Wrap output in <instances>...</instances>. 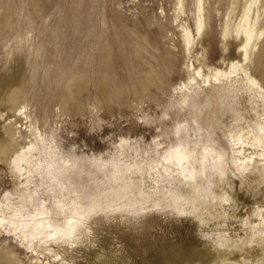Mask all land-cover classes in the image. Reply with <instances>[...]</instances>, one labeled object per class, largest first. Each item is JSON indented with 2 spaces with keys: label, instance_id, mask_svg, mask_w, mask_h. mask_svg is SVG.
I'll return each instance as SVG.
<instances>
[{
  "label": "rangeland",
  "instance_id": "obj_1",
  "mask_svg": "<svg viewBox=\"0 0 264 264\" xmlns=\"http://www.w3.org/2000/svg\"><path fill=\"white\" fill-rule=\"evenodd\" d=\"M198 1L0 0V133L7 123L15 130L11 150L0 156L2 207L28 209L17 195L21 187L11 160L34 145L36 158L35 153L51 151L58 160L84 163L70 187L84 200L127 186L134 203L127 207L135 212L126 214L123 206L110 220L92 216L88 223V237L112 242L111 264H165L175 253L169 244H178L182 234L199 244L219 234L233 241L248 231L244 220L256 225L264 219V158L254 154L264 152V0H200V35ZM246 5L251 20L257 15L261 35L244 61L243 39L233 30ZM183 29L193 37L189 50ZM231 61L241 64L261 91L238 71L218 83L212 78L210 84L199 78L190 82L194 68L212 74L228 69ZM201 84L187 111L184 93ZM238 136L244 142L240 156ZM254 136L261 146L252 145ZM179 144L194 149L185 166L193 169L197 190L206 193L185 212L174 208L170 194L194 196L197 190L163 160ZM93 162L127 168L114 180L107 171L94 170ZM44 173L41 168L31 174L29 190L52 206L57 187ZM220 179L234 196L230 206L223 201ZM251 186L254 192L241 190ZM63 194L66 212L77 209L75 194ZM177 203L182 209L190 205L184 198ZM119 234L130 246L126 258L122 249L116 251L123 244ZM24 243L0 228V264H33L35 257L42 264L70 258L92 264L97 249L57 246V261L37 242L30 248Z\"/></svg>",
  "mask_w": 264,
  "mask_h": 264
},
{
  "label": "bare ground",
  "instance_id": "obj_2",
  "mask_svg": "<svg viewBox=\"0 0 264 264\" xmlns=\"http://www.w3.org/2000/svg\"><path fill=\"white\" fill-rule=\"evenodd\" d=\"M255 1L256 0H251V2ZM196 6L199 14L195 21V26L196 33L200 35L203 23L202 15L200 14L202 11L200 0ZM249 13L250 5H246L238 24L233 30L237 37H242L243 39L239 48L242 51L244 61L248 59L250 48L255 46L257 39L261 35V32H256V25L258 23L257 15H255L251 20L249 18ZM181 37L185 50H189L193 43L191 32L183 29ZM237 71L242 73L244 79L252 88H256L261 91L258 82L250 76L249 72L241 64L236 61H231L228 65V69L226 70L214 69L212 74H203L200 68H194L193 78L190 82L199 78L201 79L202 84H210V79L212 78L214 80L213 82L218 83L219 78H231L232 73ZM190 82H188V84H190ZM202 84L197 86V88H190L191 93H188V91L184 93L185 98H183L181 103L183 107L185 106L187 108V111L193 107L191 101L198 96L199 89H202L204 86ZM249 132L250 131L246 132V134H249ZM14 135L15 130L13 125L10 123L4 124L0 133V156L5 155L11 150L13 143L15 142ZM235 145V153L237 156L242 155L244 153V142L240 136L237 137ZM252 145L254 147H257L258 145L261 146L257 136L253 137ZM33 151H35V146L30 145L25 151L18 152L16 154L14 153L11 160L15 179L18 182V186L21 187V190L17 191V195L20 198V201L28 206V209H26V211H22L14 208L10 203H7L4 207H2L0 202V228L7 234L12 232L18 236L21 243L26 242L27 248H30L33 242H37L43 251H46L47 254L53 256L54 260L57 261L61 256L59 251L56 249L57 246L64 245L72 247L79 244H85L87 246L90 244L92 246H96L97 248L94 253V260L92 261V264H111L110 262L114 259L113 256L115 255V248H111L112 242L105 237H96L95 239L88 237V223L90 222V218L92 216H98L97 221L102 220V218L110 220L111 218H114V215L117 212H121L123 206L126 208L125 211L123 210L124 213L129 214L135 212V210L130 211L127 207L128 205H134V203L127 198L130 193L127 186L123 185L117 190L108 188L107 190H102L100 193L95 194L92 198L84 200L82 198V194L76 192L74 189H70L74 179L76 178H74V175L78 176L83 172L84 163H80L78 160H72L71 163H69V161L58 160L51 155V151L43 152V156L40 152L35 153L39 156L36 158ZM193 153L194 149L190 146L179 144L172 150L168 151L163 160L168 162V164H172L171 167H174L172 171L175 172L178 177L181 176L185 184H188L189 187L197 190L196 185L192 183V180H195L194 171L192 168L188 169L185 166V164L188 163L189 159L192 157ZM254 154L258 157V160L264 158V152L262 151H260L259 154L254 152ZM252 157L253 154L250 156H244L242 161H249ZM239 161L241 160L239 159ZM168 164L165 166L166 172L169 168ZM91 166L94 170L107 171L114 180L122 179L123 170L127 168L126 166L121 168V166L117 163L99 164L93 162ZM41 168L45 169L44 175L56 183L58 194L53 192L54 200L52 206H46L45 202L36 200L34 198V194L29 190V186L31 184V174ZM220 181L222 182L220 186L223 201L230 206L231 203L235 201L233 198L234 196L226 185V179H220ZM254 189L255 188L251 186L249 189L241 190H243V193H246L248 190H252L251 192H254ZM63 192H73L75 194L79 200L77 209H72L69 212H66L67 207L66 202L63 200ZM194 192V196H190L189 194H187V196H175V194H170V202L174 204V208H177L179 212H185L186 209L196 207L195 203L198 202L202 196H206V193L199 192L198 190ZM178 198L188 200L190 205L182 209V205L177 203ZM124 213L122 216H124ZM202 220V218H199V222ZM242 224L245 228H248V231L245 232L243 237L238 236L233 241H230V239L226 236L219 234L211 237L207 242L205 241L203 244H199L190 241L186 234H182L178 244H169L173 247L175 253L170 259L165 261V264H264V219H261L256 225H251V221L248 219L244 220ZM121 236L122 235L119 234L116 237L119 239V242L123 243L121 248H118L116 251H121L122 249L124 253L130 246ZM83 237L86 238V240H83ZM187 240L191 243V245H188L190 248H183L181 243ZM203 252L205 254L210 253L211 255L207 258ZM7 255L8 258H11V262H13V256L10 254ZM123 256L126 258L127 254L124 253ZM73 259L70 258L69 261H62L59 259V261H62L60 264H74ZM31 263L42 264L41 260L37 257L33 258Z\"/></svg>",
  "mask_w": 264,
  "mask_h": 264
}]
</instances>
